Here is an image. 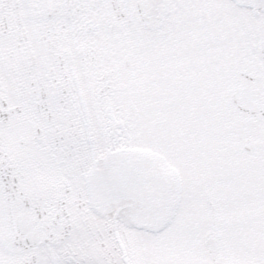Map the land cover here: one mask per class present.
<instances>
[{
  "label": "snow or ice",
  "instance_id": "6c2138e0",
  "mask_svg": "<svg viewBox=\"0 0 264 264\" xmlns=\"http://www.w3.org/2000/svg\"><path fill=\"white\" fill-rule=\"evenodd\" d=\"M0 264H264V0H0Z\"/></svg>",
  "mask_w": 264,
  "mask_h": 264
}]
</instances>
